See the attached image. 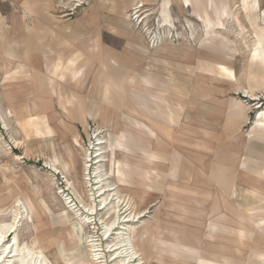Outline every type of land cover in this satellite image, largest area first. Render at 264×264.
Wrapping results in <instances>:
<instances>
[{
	"label": "rangeland",
	"instance_id": "374dc122",
	"mask_svg": "<svg viewBox=\"0 0 264 264\" xmlns=\"http://www.w3.org/2000/svg\"><path fill=\"white\" fill-rule=\"evenodd\" d=\"M201 2L216 19L209 29L210 51L198 46L206 35L203 23L193 17L198 15L193 0H0V226L20 213L15 233L0 244V256L8 244L18 251L7 264H19L29 252L45 264H171L170 255L191 264H264V0H196ZM140 4L144 7L138 13ZM131 44L149 59L146 63L156 64L150 54L164 59L165 65L159 64L165 68L161 75L167 74L163 88L184 103L158 104L130 91L131 66L109 62V57L100 77L102 57L95 64L90 57H124ZM32 49L38 56L45 53L47 60L44 77L34 76L43 85L37 88L43 96H35L29 83L5 80L18 62L22 70ZM79 52L89 57L85 69ZM55 56L63 63L59 82L50 62ZM177 63H188L193 71H181L178 78L172 72ZM75 65L82 66L78 78L72 73ZM173 76L177 83L169 80ZM125 97L151 122L168 123L175 116L174 149L166 137L153 143L164 152L128 137L130 113L102 114L96 120L99 99L116 110L125 107ZM84 99L89 104L81 113L77 103ZM32 103L33 114L36 107H52L46 111L49 120L34 121V133L25 122ZM61 104L69 106L71 119L61 113ZM81 118L83 124L77 121ZM131 123L151 138L159 135L151 124ZM99 129L105 140L96 148L104 159L86 171L85 149ZM135 146L141 152L132 154ZM117 148L128 153H116ZM146 153L162 167L149 163ZM246 162L249 168L243 167ZM96 175L102 179L87 180ZM8 187L14 189L13 197L6 198ZM98 188L105 191L102 197H97ZM253 188L260 193L253 194ZM108 196L106 208L99 209ZM87 208L94 214L89 216ZM241 212L246 218L241 219ZM216 218L223 222L213 225L210 220ZM211 230L227 238L205 237ZM241 236L246 245L234 240ZM255 236L259 246L247 252ZM116 245L121 249L114 255ZM235 246L241 254L226 260L210 252H234Z\"/></svg>",
	"mask_w": 264,
	"mask_h": 264
},
{
	"label": "crops",
	"instance_id": "0c3cea01",
	"mask_svg": "<svg viewBox=\"0 0 264 264\" xmlns=\"http://www.w3.org/2000/svg\"><path fill=\"white\" fill-rule=\"evenodd\" d=\"M191 39H192V37H191ZM145 45V44H144ZM134 46L135 45H133V44H131V45H129V49L131 50V52L128 50V52H127V55H124V57H118V56H112V54H110V55H100V54H97V57H96V55L95 54H93V56H91L90 58L92 59L91 61H93V63L95 64V63H97V61L99 62V60H100V58L102 57V64H101V68L99 69V72H100V77H101V73H102V71H104V70H106L105 69V63H106V57H109V59H110V61L109 62H118V63H121V64H126L127 65V67H130V71H131V73L129 74L130 75V79H133V81H131L130 82V84H131V89H130V91H132V92H135V93H140V92H144V93H146V94H148V96H147V98H150V99H152V100H154V102H156V103H158V104H160V102L159 101H157V100H155L154 99V96H157V97H161V94H162V98H166V99H168V100H171V101H174V102H182V103H184V101H180V97L178 96V95H176V94H172L173 96H170V92H168L165 88H163V87H165L166 86V84H165V81L164 82H161V81H163V77H165L166 75H164L163 76V74L161 75V72L162 71H164V66L163 65H165V62H164V59H161V58H159L158 56L156 57V56H153V55H151L150 54V56H152V58H154V59H156V60H153V61H155L156 62V64H149V63H146V61L148 62V60L142 55V53L139 51V49L138 50H136V49H134ZM99 47V43L97 44H95V46H94V49L95 48H98ZM81 49H79V51H80ZM204 50H206V49H204ZM35 50L34 49H32L31 51H30V53L31 54H29L28 55V57L27 58H29V62H28V66H29V71H30V81H28L27 80V78L26 77H24V76H21L20 77V74H19V72H20V70H17V71H15V69H18V66H19V62H18V66H16L14 69H13V72L12 73H9V77H8V80H10L11 78H13V81H15V82H17V81H19V82H22V83H24V84H26V83H29V86L31 87H33L34 88V92H36V94H35V96H39V95H42L43 96V93H41V94H39V93H37L38 91V89L37 88H42L43 87V85L42 84H38L37 83V81H35V75L37 74V73H39V75L41 74L43 77H44V75H43V72L44 71H47V67H48V65H47V60H46V57L44 56L45 55V53L44 54H42V55H40V56H42V57H40V56H38V54H36V52H34ZM84 52H86V51H84ZM84 52H79L80 54V56H82L83 58H81V60H80V58H79V60L81 61V63H82V66H83V69H85V67L84 66H86L84 63H85V61H88L87 63H89V60H88V56H87V53H84ZM96 57V58H95ZM10 58H13V57H10ZM15 61H16V59L15 58H13ZM55 60V61H54ZM57 56H55L54 58L53 57H51V59H50V62H52L53 64H52V66H53V79H55L57 82H59V80L63 77V72L62 71H60V69H62V66H63V63H61V61H58L57 62ZM79 60H76V62H78V64L80 65V63H79ZM144 60H146V61H144ZM162 61H163V65H162V67H160L161 65H159L160 63L162 64ZM17 62V61H16ZM27 62V61H26ZM60 62V63H59ZM171 64H174V63H172V62H170ZM187 65L186 66H184V65H180V64H175L177 67H178V69H176L175 68V70H172V72H174L175 74H176V77H178V74H179V72L181 73V71H184V70H187L188 72L190 71V72H192L193 71V69L191 68V65L190 64H188V63H186ZM79 65H75L76 67H77V69H79L80 71H79V74H81V72H82V66H79ZM79 66V67H78ZM81 68V69H80ZM129 69V68H128ZM160 70H161V72H160ZM85 72V71H84ZM84 72H83V74H84ZM195 73V72H194ZM79 74H78V76H77V78L79 77ZM74 77V76H73ZM6 78V77H5ZM66 79H67V75H66V77H65ZM141 78V79H140ZM179 78V77H178ZM19 79V80H18ZM103 79V78H102ZM139 79V80H138ZM154 79L155 80H158V81H154ZM46 80V82L48 81L47 79H45ZM141 80V81H140ZM160 80V81H159ZM170 81L172 80H174L173 82L174 83H177V81L175 80V77L173 76L171 79H169ZM15 82L13 83V84H15ZM79 82L80 81H78V84H79ZM115 83H117V82H115ZM114 83V84H115ZM181 83H183V82H181ZM47 84V83H46ZM45 84V85H46ZM104 84H105V82H104ZM103 86V85H102ZM101 86V87H102ZM174 87H176V86H174ZM188 91H189V89L186 87V92L188 93ZM75 94V93H74ZM186 94V93H185ZM150 95H152V96H150ZM75 96H76V94H75ZM98 98V97H97ZM126 98V100H125V102H124V104L123 105H125V107L124 106H117L115 109L116 110H113V109H111V108H108V103H102L101 102V100L99 99H97L98 101V103H97V105H99V111H100V118L98 117L96 120H98L99 122L101 121V119L103 118L102 117V114H113V116L114 115H116L117 113L116 112H126V114H127V116H128V114L130 113L131 114V116H128L127 117V125H128V129H127V132H126V134H128V135H130L132 138H134L137 142H139L140 144H142V145H146L148 148H151V149H153V150H156V151H159V150H157V149H155V147H154V145H153V143H154V141L155 140H157L158 141V139H160L161 137H166V138H168L169 140H173L172 141V143L173 142H175V132H176V129L178 128V126L177 125H175L176 123H174V122H168V123H163V122H161L160 120H157V121H155V122H151V121H149L148 119H146V117L145 116H143L142 115V113H138L137 111H136V109H134V106H132L131 104H133V102L132 101H129L130 100V98L129 97H125ZM48 99V98H47ZM81 100H82V98H81ZM81 100H79L80 102H78L77 104H78V111L80 110L81 111V113H83L84 112V110H85V106H86V104H89L88 102H89V99L87 100H85L84 99V101H81ZM92 101L94 100V97H93V99H91ZM50 104H52V103H50ZM176 104V103H175ZM62 105V108H61V113L63 114V115H65V117L67 118V119H71V118H69V113H67L66 111H68L69 110V106L67 105V106H65V104H61ZM131 105V106H130ZM30 106H31V110H30V117L29 118H27L26 119V121L25 122H29L28 124L30 125V127L28 128L32 133H34L35 132V130L34 129H36L37 131H38V128H37V125H35V120L36 121H42V120H49V117H48V114L46 113V111L47 110H50L51 108H45V107H43V108H41V109H37V107H36V114H33L34 113V107H35V105L32 103V104H30ZM36 106H38L37 104H36ZM110 107V106H109ZM185 108H187V106L185 105ZM83 109V110H82ZM43 110H45V112H43ZM186 110L187 109H185V117H186ZM77 111V112H78ZM39 112H41V113H39ZM125 114V115H126ZM239 113L238 112H235V115H238ZM39 115H44V116H42V117H38ZM230 115H232L231 113H230ZM34 116H36V117H34ZM233 117V116H232ZM233 119H237V118H235V117H233ZM134 120H137V121H139V122H141V123H145L146 125H152L153 127H155L157 130H158V133H159V135H158V137L157 138H151L150 136H149V133H148V131L146 130L145 132L144 131H142L143 129H141L140 130V128H137L134 124H132L131 122H134ZM175 120V117H174V119H173V121ZM77 121H80L81 123H82V118L81 119H79V120H77ZM89 121H93L92 119H89L88 118V122ZM23 122H24V120H23ZM183 122V120L181 121V123ZM22 123V122H21ZM83 124V123H82ZM188 124L190 125V126H192V121H188ZM27 125V124H26ZM150 125V126H151ZM183 124H181L180 126H182ZM184 125H186V123L184 124ZM84 126V125H83ZM180 126H179V128H180ZM154 128V129H155ZM145 130V129H144ZM103 131V130H102ZM171 142V141H170ZM139 146V145H138ZM134 147V152H132V154H134V153H136V152H141V151H139V147ZM169 146H171V147H173L174 146V143L173 144H171V143H169ZM175 147H173V149H174ZM159 152H164V151H162L161 149H160V151ZM246 152H247V148H246V150H245V154H244V158H245V155H246ZM143 153V152H142ZM244 162H245V160H244ZM158 163V162H157ZM247 163V162H246ZM248 164L249 163H247V164H245V163H243L242 165H243V167L244 168H249V166H248ZM214 165H217V166H221V164H214ZM247 165V166H246ZM214 167V166H213ZM212 167V168H213ZM216 170V169H215ZM250 170H253V169H247V171H248V173H251V174H256V173H253V172H251ZM254 170H256V169H254ZM233 171V170H232ZM256 171H261V169H258V170H256ZM262 172V171H261ZM209 174H210V172H208ZM233 173H235L234 171H233ZM263 173V172H262ZM236 175V174H235ZM258 176H259V174H257ZM259 177H261V176H259ZM263 178V177H262ZM241 178H239V177H236V180H240ZM242 180H244V179H242ZM237 183H239V181H237ZM220 187V186H219ZM253 190H256V189H253ZM229 199V198H228ZM216 202V201H215ZM236 210V209H235ZM241 219H243V217L241 218ZM215 221H217L218 223L220 222V223H222L223 221H222V218H216V220ZM232 223V222H231ZM239 227V226H238ZM241 227H244V226H242L241 225ZM216 240V239H215ZM219 241V240H218ZM244 245H245V242L243 241L242 242ZM242 243H239V244H242ZM225 247V246H224ZM236 247V246H235ZM234 247V248H235ZM223 248V247H222ZM239 248V247H238Z\"/></svg>",
	"mask_w": 264,
	"mask_h": 264
},
{
	"label": "bare ground",
	"instance_id": "6f19581e",
	"mask_svg": "<svg viewBox=\"0 0 264 264\" xmlns=\"http://www.w3.org/2000/svg\"><path fill=\"white\" fill-rule=\"evenodd\" d=\"M194 1V3H195V6H196V8H197V12H198V15H194L193 14V17L194 18H196V19H198V20H200L202 23H203V27H204V29H205V31H204V33H205V35H206V37L203 35V38L199 41V43H200V45H198L200 48H203V49H206V50H208V51H210L211 50V48H213V43H212V41L210 40V37H209V29H211V27H212V25L216 22V19L214 20L212 17H211V14L209 13V7H208V5L207 4H205L204 2H201L200 4H196V0H193ZM202 1V0H201ZM182 3H183V1H182ZM183 4H185V2L183 3ZM259 5L261 6V4L259 3ZM144 7V5L143 4H140V5H138L137 6V8H136V10H139L138 11V13L139 12H141V10H142V8ZM184 8H185V6H184ZM221 12L222 13H224V12H226V6H223L222 7V10H221ZM204 14V15H201V14ZM166 20V19H165ZM219 22L221 23V21L219 20ZM143 23V20L141 21V23H140V25ZM188 24H189V26H190V29L192 30V27H191V23L188 21ZM223 24V23H222ZM213 28V27H212ZM145 34H146V36H151V32L149 31V30H147L146 32H145ZM191 37L193 38L194 37V33L192 32L191 33ZM155 45V44H154ZM210 53V52H209ZM27 61L29 62V58L27 59ZM19 66H20V64H19ZM19 66H18V69H15V71H17V70H20L19 69ZM21 66H22V70L19 72V74H20V77L21 76H24V77H26L27 78V80L28 81H30V71H29V66H28V63H25V64H21ZM226 66V65H225ZM81 69V68H80ZM79 69H77V67L76 66H73V68H72V73L74 74V78H77V76H78V74H79ZM76 76V77H75ZM8 77H9V74H6V81L8 82V83H14L15 81H13V78H11L10 80H8ZM129 80H130V82L131 81H133V79H130L129 78ZM30 83V82H29ZM78 85V84H77ZM243 91V90H242ZM245 93V92H244ZM72 94L73 95H75L73 92H72ZM140 94L142 95V96H145V97H147L148 96V94H146V93H142V92H140ZM247 94V93H246ZM150 96H152V95H150ZM154 99L155 100H157V101H159L160 102V104L161 103H163V102H165V101H167V102H172L171 100H168V99H164V98H162V94H161V97H157V96H154ZM258 99V98H257ZM255 100H256V98H255ZM174 117L175 116H172V120H171V122H174L175 123V121H173V119H174ZM26 126V125H25ZM27 128H29L30 127V125L27 123V126H26ZM102 130H98V131H95L94 132V134H92L91 135V141L92 140H94V137H96L95 138V141L94 142H92L91 144H90V148L89 149H85V170L86 171H91L90 169L92 168V166L94 165V164H96V163H99V162H102L103 161V159H104V156H103V152L101 151L102 149H97L96 147L97 146H99V145H101V144H103L104 143V140H105V138H101L100 137V134L102 133L101 132ZM126 134V133H125ZM126 135H128V134H126ZM128 137H131L130 135H128ZM132 138V137H131ZM134 139V138H133ZM28 149V148H27ZM67 150H68V148H67ZM90 150H92V151H94V153H93V155L91 154V152H89ZM116 153H117V151L118 152H123L124 154L125 153H128L126 150H123V149H120V148H117L116 150ZM69 152V151H68ZM72 153V152H71ZM116 153H115V155H116ZM72 156H74V155H71L70 156V160H73L72 159ZM67 157V156H66ZM145 157H146V160L147 161H149V163H154V165H159L160 167H162V165L153 157V156H150L149 154H147L146 153V155H145ZM19 160H21L20 158H18ZM69 159V158H68ZM75 159V158H74ZM158 162V163H157ZM125 163V162H124ZM50 164V163H49ZM48 165V164H47ZM61 166V165H60ZM48 167H49V165H48ZM127 168H128V166H127ZM55 174H57L58 173V169L57 168H55L54 166H51V168H50ZM67 170V169H66ZM153 171H158L157 169H155V170H153ZM99 172V171H98ZM220 173H224V170H220L219 171ZM89 175V174H88ZM91 176V175H90ZM92 178H95L96 180H101L102 179V175H96L95 177H88L87 178V180H92ZM107 178V177H106ZM105 178V179H106ZM96 182V181H95ZM175 182V181H174ZM255 183V182H254ZM264 183V182H263ZM16 184V183H15ZM95 184V183H94ZM106 184V183H105ZM142 184V186L144 187V188H151V186H149V185H145V184H143V183H141ZM219 185H220V188H221V190L223 191V192H225L224 190H225V188H224V186H223V182H221V183H219ZM252 186V185H251ZM262 186V185H261ZM263 186H264V184H263ZM254 189V188H253ZM94 190V189H93ZM7 192L9 193V195L8 196H6V198H9V197H13L14 196V189L13 188H11V187H8L7 188ZM96 192V191H95ZM104 190L101 188H98V193H97V197H102L103 195H104ZM251 192L253 193V194H259L260 192H259V190H251ZM19 198V197H18ZM109 196L108 197H106V198H103L102 199V201H101V203H100V207H99V209H102V210H104L105 208H106V206H107V203H108V201H109ZM19 200V199H18ZM16 201L17 200H15V203H16ZM125 202H126V200H124ZM92 202V201H91ZM122 201L120 200V202L119 203H121ZM15 205H17V204H15ZM128 205L130 206V203H128ZM17 206H19V205H17ZM118 206H119V204H118ZM5 207V206H4ZM92 207V206H91ZM135 207V206H134ZM18 209H20V208H18ZM96 209V208H95ZM128 209V208H127ZM137 209V208H136ZM16 211V210H15ZM97 211V210H96ZM125 211V210H124ZM239 211V210H238ZM17 212V211H16ZM86 212H88L89 214V216H91V215H93L94 214V212H93V209H91V208H87V210H86ZM144 212V211H143ZM96 213V212H95ZM242 213V212H241ZM19 214L20 213H18L17 212V214H16V216H15V218L12 220L13 222L12 223H5V224H3V225H1L0 226V244L3 242V241H6L5 239H7V237L11 234H13V233H15V228H16V223H17V220H18V216H19ZM125 214V213H124ZM131 216V215H130ZM140 216H143L142 214H134V217L135 218H138V217H140ZM241 216L244 218L245 216H244V214L242 213L241 214ZM241 217V218H242ZM246 218V217H245ZM117 219V218H116ZM118 220V219H117ZM210 221H215V220H210ZM115 222H116V220L113 222L112 221V224L110 225V227H112V226H114V224H115ZM218 224V222L217 221H215L214 223L212 222V224L213 225H215V226H217V224ZM110 224V223H109ZM209 224H210V222H209ZM18 225V224H17ZM220 225V224H219ZM218 225V226H219ZM249 225H250V223H249ZM215 226H213V227H215ZM218 228H221L220 226L218 227ZM237 228V227H236ZM238 228H242V227H238ZM243 228H245V227H243ZM247 228V227H246ZM110 230V229H109ZM205 237H207V238H211V239H215V237L216 238H218V239H223V238H227L226 236H224L223 234H221V233H215V232H213V230H211L210 232H206L205 233V235H204ZM15 238V237H14ZM13 238V239H14ZM256 236L254 237V240H253V245H251V248L250 249H248L247 250V252H249V250H252V248H254V247H256L257 248V246H259V241H256ZM217 239V240H218ZM235 241H236V243L237 244H239V243H242L243 241L244 242H246V240L244 239V237L243 236H241V237H239V238H236V239H234ZM13 241V240H12ZM124 242V244L127 242L126 240L125 241H123ZM15 243V242H14ZM120 243V242H119ZM3 244V243H2ZM1 244V245H2ZM247 244V243H246ZM245 244V245H246ZM90 246V245H89ZM202 247V246H201ZM111 248V247H110ZM255 248V249H256ZM260 248V247H259ZM258 248V249H259ZM31 249V248H30ZM120 249H121V247H120V245H116V246H114L113 247V250H114V252H116L114 255H117L118 254V251H120ZM212 254H214V255H216V256H218V255H221V256H223L224 257V259L226 260V259H230L231 257H234V254H237L238 253V255L239 254H241V249L240 248H238V247H235L234 248V252H228V251H221V250H218V251H215V252H213V251H210ZM91 253V252H90ZM121 254L123 253V252H120ZM157 254V253H156ZM113 255V256H114ZM159 255V254H158ZM18 256V251L17 250H15V249H13V246H11L10 244H8V245H5V247H4V251L2 252V254H1V256H0V259H7V260H5L4 261V263L3 264H7V263H9L10 261L8 260V259H12V258H15V257H17ZM98 256H100L99 254L98 255H95V259L96 260H100V258L98 257ZM130 256H131V258L132 259H136V254H131L130 253ZM129 256V257H130ZM238 257V256H237ZM56 258V257H55ZM169 258H170V261H171V264H183V263H185V264H191V260H188V259H184V258H181V257H179V256H176V255H170L169 256ZM57 259V258H56ZM131 260V259H130ZM12 261V260H11ZM47 262V261H46ZM99 262V261H98ZM125 263H126V261H125ZM19 264H45L43 261H41V260H39L38 258L37 259H35L34 257H32L31 256V254H30V252L29 253H27L26 255H25V257L23 258V259H21V260H19ZM48 264V263H47Z\"/></svg>",
	"mask_w": 264,
	"mask_h": 264
}]
</instances>
